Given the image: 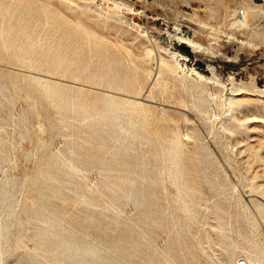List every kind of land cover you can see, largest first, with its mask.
Masks as SVG:
<instances>
[{
    "label": "rangeland",
    "instance_id": "rangeland-1",
    "mask_svg": "<svg viewBox=\"0 0 264 264\" xmlns=\"http://www.w3.org/2000/svg\"><path fill=\"white\" fill-rule=\"evenodd\" d=\"M0 6V264H264V4Z\"/></svg>",
    "mask_w": 264,
    "mask_h": 264
},
{
    "label": "bare ground",
    "instance_id": "bare-ground-1",
    "mask_svg": "<svg viewBox=\"0 0 264 264\" xmlns=\"http://www.w3.org/2000/svg\"><path fill=\"white\" fill-rule=\"evenodd\" d=\"M0 9H1V6H0ZM10 11V10H9ZM9 14H10V12H9ZM32 21V20H31ZM33 23V22H32ZM37 23V22H36ZM35 24V23H34ZM59 24V23H58ZM27 25V24H26ZM29 25V24H28ZM34 26V25H33ZM24 28H27V27H24ZM61 30V29H60ZM59 30V31H60ZM29 31V30H28ZM57 31V30H56ZM59 33V32H58ZM65 34V33H64ZM60 35V34H59ZM57 37V36H56ZM60 39H61V37H60ZM63 39V38H62ZM185 44H187V45H189V46H191V47H193V48H198L199 47V45L197 44V43H195L193 40H190V39H187L186 38V40H185V42H184ZM58 45V44H57ZM56 45V46H57ZM61 45V44H60ZM69 45V44H68ZM55 47V46H54ZM58 47V46H57ZM102 48H103V45H102ZM58 49V48H57ZM62 50V49H61ZM78 50H79V47H78ZM80 52V51H79ZM104 52V51H103ZM58 53V52H57ZM68 54V53H67ZM78 54V53H77ZM82 54V53H81ZM111 54V53H110ZM59 55V54H58ZM64 55H66V52H65V54ZM80 55V54H79ZM101 57H103V56H101ZM105 58L107 59L108 58V56H107V53H106V55H105ZM102 60V59H101ZM65 61V60H64ZM63 61V62H64ZM103 61H105V60H103ZM108 61V60H107ZM106 62V61H105ZM65 63H66V61H65ZM114 63V62H113ZM118 63V62H117ZM101 64V63H100ZM106 64V63H105ZM107 65V64H106ZM109 65V64H108ZM116 65V64H115ZM109 67H110V65H109ZM102 68V67H101ZM85 69V68H84ZM113 69V68H112ZM129 69H130V67H129ZM105 70H107L106 68H105ZM85 71H86V69H85ZM98 71V70H97ZM150 71H152V70H150ZM103 72V71H102ZM111 72V71H110ZM116 73H118V71L116 72ZM109 74V73H108ZM111 74V73H110ZM163 74V73H162ZM107 75V74H106ZM164 75V74H163ZM126 76V75H125ZM131 76V75H130ZM101 77V76H100ZM107 77V76H106ZM110 77V76H109ZM115 77V76H114ZM126 80V79H125ZM116 81H118V80H116ZM137 81V80H136ZM127 82V81H126ZM103 83V82H102ZM105 83V82H104ZM115 84V83H114ZM113 85V84H112ZM107 86H109V85H107ZM151 86V85H150ZM110 87V86H109ZM151 89V88H150ZM47 92L48 93H53V90L50 88V87H47ZM48 95V94H47ZM114 99V98H113ZM109 100V99H108ZM108 102V101H107ZM113 105V104H112ZM160 140V139H159ZM178 151V150H177ZM67 241V240H66ZM78 251V250H77ZM79 252V251H78ZM75 253V252H74ZM83 253V252H82ZM83 255V254H82ZM71 256V255H70ZM72 256H74V255H72ZM74 258V257H73ZM76 259V258H75ZM74 260V259H73ZM78 260H79V258H78ZM81 261V260H80ZM82 262V261H81ZM240 264H253V263H251L250 261H247V262H239Z\"/></svg>",
    "mask_w": 264,
    "mask_h": 264
},
{
    "label": "built area",
    "instance_id": "built-area-1",
    "mask_svg": "<svg viewBox=\"0 0 264 264\" xmlns=\"http://www.w3.org/2000/svg\"><path fill=\"white\" fill-rule=\"evenodd\" d=\"M257 2H261V4H264V0H256ZM238 15L241 19H245L247 16V10L246 9H241L238 11Z\"/></svg>",
    "mask_w": 264,
    "mask_h": 264
}]
</instances>
